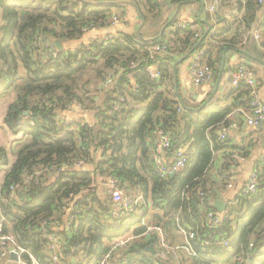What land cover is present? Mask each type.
<instances>
[{"label": "trees", "instance_id": "1", "mask_svg": "<svg viewBox=\"0 0 264 264\" xmlns=\"http://www.w3.org/2000/svg\"><path fill=\"white\" fill-rule=\"evenodd\" d=\"M134 1L145 21L151 16L155 24L163 22L167 4L193 0ZM232 1L240 6L245 2L246 13L235 37L225 39L217 33L218 43L206 49L204 61L216 73L226 45L246 47L251 42L255 49H264V38L257 43L250 41L249 34L262 4ZM122 5L106 0H0V98L14 94L2 122L17 136L13 153L0 143L2 233H13L42 264H56L49 252V233L61 237V264H98L108 249L107 240L132 227L141 233L145 218L162 225L171 244L184 242L181 227L195 230L192 242L198 257L183 252L185 264H243L240 256L251 264H264V158L258 165L257 191L230 204L223 221L210 225L199 209L200 192L210 203L213 195H219L218 186L229 178L227 167L232 161L227 153L219 179L210 169L217 151L235 148L228 137L217 134L228 125L233 106L185 108L165 63L159 65V78L145 70L154 61L147 47L167 43V32L142 43L136 34L123 32L62 50L55 44L112 25V7ZM243 25L246 34L240 33ZM191 26L172 31L169 52L205 49L208 41H194L199 31ZM92 72L95 78H87ZM244 93H250L249 86ZM77 105L93 111V118H69L65 113ZM186 106L191 107L188 102ZM159 129L171 138L169 156L179 148L189 152L187 165L174 176L163 174L154 159ZM97 175L102 180L116 177L134 198L141 196L142 203L131 213L113 216L111 193L106 184L99 188ZM66 214L68 226L60 232L52 222L62 224ZM222 237L231 239L230 250L215 243ZM148 240L121 250L122 257L154 264L148 247L156 239Z\"/></svg>", "mask_w": 264, "mask_h": 264}, {"label": "crops", "instance_id": "2", "mask_svg": "<svg viewBox=\"0 0 264 264\" xmlns=\"http://www.w3.org/2000/svg\"><path fill=\"white\" fill-rule=\"evenodd\" d=\"M106 1L123 4L122 8L115 6L112 7V10L115 13H119V15L125 14L124 17L127 20L125 25H109L92 28L85 32L79 39L63 42V46L77 47L82 44H88L99 37L119 34V31L121 30L131 35L136 34L138 36L136 39L138 43L153 41L167 32L165 36L167 43H169L173 38L172 31L178 27H182V23H187L188 25L192 24L191 27L199 31V37L196 39L197 41L199 39V43L205 39L209 44L212 43L211 46L208 44L204 47L205 49L203 50L206 52V49L213 48V45L218 43L215 42V35L217 33H223L225 39H232L235 37L239 23L243 22V16L246 13L245 2L240 6L232 0H193L186 3L167 4L163 11V22L154 24V22H150L152 19L151 16L145 21L139 6L134 0ZM261 4L262 7L257 12L253 27L249 30V34L252 37L250 41L254 39L257 43L264 38V31L261 33L260 40L255 37V31L261 25L264 18V2ZM210 7H212V10ZM197 21H200L201 23H197ZM162 23L164 25H162ZM245 28L243 25L241 28L242 30L240 31L241 34H246L243 33V29ZM168 50L158 53L149 66L159 72H161L159 68L160 64L165 63L169 67L175 86V92L177 94V85L178 92L185 100V103L188 102L191 105V108H197L206 101H208L207 104L211 105L233 106V110L228 116V125L231 123H237V126L229 128L227 139L231 141L235 148L231 147L217 151L215 153V166L210 169L213 178L219 179L221 177L222 165L226 161V153L227 159L230 161L231 159L229 155L231 151H237L243 153L242 155H246L245 160L232 161V164L227 167V178L229 177L227 182L218 186L220 190H218V196L213 195L210 198L212 203L221 200L228 203L229 207L230 204L239 201V199L247 193L245 187L249 181L250 173L254 171L260 161L264 158V122L250 125L247 123L246 116L243 113V109L248 106L246 102L250 100L251 97L250 93L248 95L244 93L249 86V79H253L257 82L260 99L264 101V49H255L251 42H249L246 47L234 43L226 45L221 55L222 61L220 69L216 73L215 79L203 85H195L190 72L194 54L202 49H192L189 52L185 51V49L175 50L173 52H169ZM168 55L170 58L164 60ZM239 69L250 74L241 79L238 86H235L233 83V75ZM88 77L89 75L87 78ZM98 88L100 89V87ZM95 93L98 94L99 91H96ZM99 95L101 97L102 93H99ZM13 99L14 94L0 98V107H4L3 118L7 105ZM99 99L101 100V98ZM65 114L69 118L85 117L87 119H92L94 116L93 111L84 110L78 105L69 109ZM222 128L223 126L217 130L219 136ZM0 129H3V131H5L4 135H7L4 140H2L0 136V143L9 146L8 141H14L17 136L7 129L3 122L0 125ZM173 158V156H169V163L173 161ZM86 168L90 169L91 166H86ZM2 179L3 176L0 178V184ZM97 184L99 188H101L103 184L107 185V179L104 178V180H102L101 176L97 175ZM67 216L68 214L64 216L62 224L56 226L58 231L62 232L65 230L66 226H68ZM181 237L183 238L182 235ZM120 252L116 254V264H121L123 260H128L123 258ZM152 255L154 256L155 254L152 253ZM0 264L20 263L18 259L12 257L11 254L8 259L5 258L0 261ZM113 264L115 263L113 262Z\"/></svg>", "mask_w": 264, "mask_h": 264}, {"label": "built area", "instance_id": "3", "mask_svg": "<svg viewBox=\"0 0 264 264\" xmlns=\"http://www.w3.org/2000/svg\"><path fill=\"white\" fill-rule=\"evenodd\" d=\"M260 3H263L264 0H259ZM212 10V7H210ZM126 18L117 13L113 14L111 17L112 25L123 26L126 23ZM182 27H188L187 23H182ZM264 31V18L261 25L255 31L256 39L260 40L261 33ZM199 37V33L196 34L194 40ZM168 43L164 42L163 44L151 45L148 46L147 49L150 50V56L153 58L162 51H167ZM205 51L199 50L197 51L192 59L190 72L192 75V80L195 85H203L205 83L211 82L216 77V71L214 68L209 66L204 61ZM137 64H133V67ZM145 70L153 77L159 78L161 76V72L156 71L149 65L145 67ZM247 73L239 69L233 75V83L235 86H238L241 79L248 76L250 73ZM250 87V108L243 109V113L246 116V121L250 125H256L264 122V101L260 99L257 82L253 79L248 80ZM237 123H231L229 125L223 126L220 138L225 139L228 134V130L230 127H236ZM158 141L154 147V159L159 167L160 171L163 174H170L171 172H177L185 168L188 162L189 152L184 148H179L175 154L173 161L169 163V151L172 146L171 138L168 134L165 133L162 129L158 130ZM243 153H239L237 151H231L230 159L234 160H245L246 155H242ZM260 185L259 174H258V166L250 173L249 181L246 184L245 190L247 193H254L257 191ZM107 187L111 193V203H112V215L118 216L123 213H131L133 212L138 205L142 203V197L136 196L135 198L132 196L130 190L128 188L122 186L120 184L119 179L116 177L109 175L107 176ZM207 196L205 192H200L199 198V209L204 212V216L208 220L209 224L212 226L219 225L225 216L227 215V209L223 212H219L210 201L208 203ZM210 205L213 208H210ZM74 218L70 220V224H72ZM5 222V217H0V261L5 258L8 259L9 255L13 252L17 253V259L20 264H42L30 251L23 248L17 241L16 237L13 233H2L3 225ZM55 226H57V222H52ZM140 226V225H139ZM142 226L144 230L141 233H137V227H132L128 232H125L122 235L115 237L112 240H107V251L104 254L103 258L100 260L98 264H113L112 258L115 254L125 249L129 245L134 242H146L149 241L151 237H155L156 242L155 246V255H154V264H159L161 260L167 261L168 264H185L183 260V252L189 255L192 258L198 257V252L195 249L192 240L196 237V232L193 228H184L181 227V235L184 238V242L181 244H171L169 242L167 233L162 225L151 223L148 219H143ZM230 238L222 237L219 238L215 243L220 245L224 249L230 250ZM61 245V237L56 235L55 233H49V252L56 264H61L59 259V249ZM252 246V245H251ZM238 261L243 264H251L249 258H244L243 256L238 257ZM89 264V263H83ZM121 264H137L135 259L127 260ZM216 264V263H213Z\"/></svg>", "mask_w": 264, "mask_h": 264}, {"label": "water", "instance_id": "4", "mask_svg": "<svg viewBox=\"0 0 264 264\" xmlns=\"http://www.w3.org/2000/svg\"><path fill=\"white\" fill-rule=\"evenodd\" d=\"M124 31H119V33H123ZM202 41V40H201ZM55 44L57 45V47L60 49V50H62L63 49V45H62V42L60 41V40H56L55 41ZM176 90H177V95H178V98H179V100H180V102L182 103V105L185 107V108H188V109H191V110H201V109H203L206 105H207V103H208V101H206V102H204L203 104H201L199 107H197V108H191V107H187L186 106V103H185V101H184V99L181 97V95L179 94V92H178V87H177V85H176ZM175 175V172H171L170 173V176H174ZM213 206L219 211V212H223V211H225L227 208H228V203H225L224 201H221V200H217V201H214V203H213ZM68 236L69 237H72L73 236V233L71 232V231H69L68 233ZM148 249L152 252V253H156V251H155V246H154V244H151L149 247H148ZM12 257H16V258H18L17 257V253L16 252H13L12 253Z\"/></svg>", "mask_w": 264, "mask_h": 264}, {"label": "rangeland", "instance_id": "5", "mask_svg": "<svg viewBox=\"0 0 264 264\" xmlns=\"http://www.w3.org/2000/svg\"><path fill=\"white\" fill-rule=\"evenodd\" d=\"M117 14H119V13H117ZM90 76H93V72H92V74H89V77ZM93 78H95V77H93ZM3 114H4V107H0V125L2 124ZM4 134H5V131H3V129H0V136H1V139L2 140H4L6 138V136H7V135H4ZM8 142H9L8 148L11 149V153H13V150H14L13 147H12V142L13 141H8ZM11 159L12 160L14 159V155H12V154H11ZM3 172H4V170H0V178H2Z\"/></svg>", "mask_w": 264, "mask_h": 264}]
</instances>
